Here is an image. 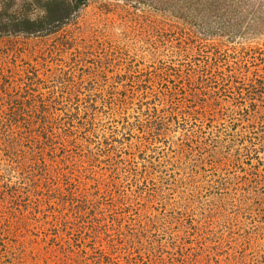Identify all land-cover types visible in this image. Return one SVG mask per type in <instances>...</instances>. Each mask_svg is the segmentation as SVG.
Segmentation results:
<instances>
[{"label": "rangeland", "instance_id": "obj_1", "mask_svg": "<svg viewBox=\"0 0 264 264\" xmlns=\"http://www.w3.org/2000/svg\"><path fill=\"white\" fill-rule=\"evenodd\" d=\"M0 264H264V0H0Z\"/></svg>", "mask_w": 264, "mask_h": 264}]
</instances>
